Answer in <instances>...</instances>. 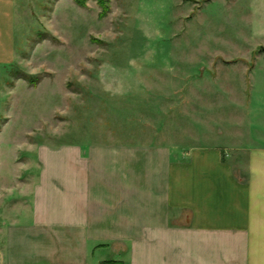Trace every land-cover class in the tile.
<instances>
[{"label": "rangeland", "instance_id": "obj_1", "mask_svg": "<svg viewBox=\"0 0 264 264\" xmlns=\"http://www.w3.org/2000/svg\"><path fill=\"white\" fill-rule=\"evenodd\" d=\"M12 4L14 57L0 63V241L4 227L29 220L40 148L230 147L248 118L258 130L261 114L249 110L264 98V0ZM233 157L243 177L244 155Z\"/></svg>", "mask_w": 264, "mask_h": 264}, {"label": "crops", "instance_id": "obj_2", "mask_svg": "<svg viewBox=\"0 0 264 264\" xmlns=\"http://www.w3.org/2000/svg\"><path fill=\"white\" fill-rule=\"evenodd\" d=\"M12 1L0 0L3 64L14 57ZM249 112L258 130L248 118L230 147L40 148L29 220L2 229L0 264H264V98Z\"/></svg>", "mask_w": 264, "mask_h": 264}, {"label": "trees", "instance_id": "obj_3", "mask_svg": "<svg viewBox=\"0 0 264 264\" xmlns=\"http://www.w3.org/2000/svg\"><path fill=\"white\" fill-rule=\"evenodd\" d=\"M79 4H84L85 0H76Z\"/></svg>", "mask_w": 264, "mask_h": 264}]
</instances>
